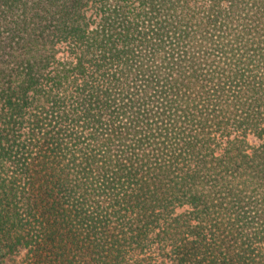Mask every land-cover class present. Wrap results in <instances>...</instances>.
Wrapping results in <instances>:
<instances>
[{
    "label": "trees",
    "instance_id": "1",
    "mask_svg": "<svg viewBox=\"0 0 264 264\" xmlns=\"http://www.w3.org/2000/svg\"><path fill=\"white\" fill-rule=\"evenodd\" d=\"M17 257L264 264V0H0Z\"/></svg>",
    "mask_w": 264,
    "mask_h": 264
},
{
    "label": "rangeland",
    "instance_id": "2",
    "mask_svg": "<svg viewBox=\"0 0 264 264\" xmlns=\"http://www.w3.org/2000/svg\"><path fill=\"white\" fill-rule=\"evenodd\" d=\"M59 56H60V58L62 59V57H63L64 55H63L62 53H59ZM63 58H64V57H63ZM250 141H251V143H253V144H258V143L260 142L258 138L253 137V136L250 137ZM186 210H188V207H187V206H186V207L178 208L177 212H178V213H181V212H184V211H186ZM19 262H20V258L17 257V258H13V259H10V260L6 261L5 264H20Z\"/></svg>",
    "mask_w": 264,
    "mask_h": 264
}]
</instances>
